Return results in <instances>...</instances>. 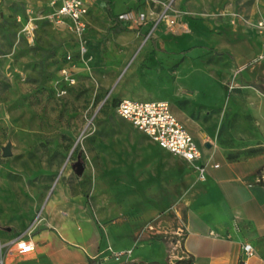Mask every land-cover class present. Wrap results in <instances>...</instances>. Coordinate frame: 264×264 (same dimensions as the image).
<instances>
[{"label":"rangeland","instance_id":"obj_1","mask_svg":"<svg viewBox=\"0 0 264 264\" xmlns=\"http://www.w3.org/2000/svg\"><path fill=\"white\" fill-rule=\"evenodd\" d=\"M124 3L135 12L165 10L186 29L160 24L147 36V24L141 32V26L118 27L100 10L81 57L76 38L43 15L45 0H0V228L20 236L42 212L39 228L57 201L113 243L128 230L135 239L148 234L161 254L152 264H188L180 246L182 197L202 180L192 163L159 148L115 107L121 97L164 99L210 145L259 141L264 37L252 38L256 50L240 65L218 46L220 36L213 46L184 44L180 51H159L153 40L160 47L186 34L191 23L218 22L227 11L262 17L264 0ZM26 23L32 33L23 30ZM219 29L222 36L232 27ZM65 66L71 84L62 77ZM8 143L11 153L4 157ZM77 158L84 164L80 175L71 167ZM14 249L19 252L16 243Z\"/></svg>","mask_w":264,"mask_h":264},{"label":"crops","instance_id":"obj_2","mask_svg":"<svg viewBox=\"0 0 264 264\" xmlns=\"http://www.w3.org/2000/svg\"><path fill=\"white\" fill-rule=\"evenodd\" d=\"M86 1L89 7L85 16L86 40L90 21L100 10L104 11L113 25L128 27L123 22H114L108 16L104 0ZM44 9V14L49 11L46 0ZM128 10L133 9L124 0H114L115 16ZM246 17L255 21L260 16L248 14ZM221 19L218 22L213 19L211 24L204 21L191 23L186 34L168 40L160 47L153 40V45L159 51L166 47L180 51L184 44L191 43L210 47L213 46L215 38L220 36L218 46L234 55L240 65L256 50L252 38L264 37V32L259 33L254 27L240 22L231 25L227 16H222ZM179 22L184 23L183 20ZM28 24L24 28L31 30ZM222 24H227L232 29L221 36L219 28ZM58 27L73 36L65 25ZM143 29H146L145 25H141L140 32ZM154 32H159L158 27ZM235 32L241 34L239 39H235ZM190 49L192 48L187 50ZM122 98L139 101L164 100L131 97L120 99ZM170 108L179 119L171 105ZM183 125L185 126L184 123ZM187 130L190 132L188 128ZM192 130L198 133L197 138L190 132L200 148V161L211 158L219 166L207 167L205 178L193 184L182 197V253L188 258V264H241L243 260L245 264H264V135L250 145L230 146L218 140L210 145L201 138L199 131ZM56 203L54 201L52 204V215L30 236H17L11 231L3 232L0 228V255L3 256V264H87L91 257L105 255L108 245L115 250L132 248V258L128 264H152L155 258L161 256L156 252L157 244L149 239L148 234H140L135 239V235L133 237L128 230L113 243L110 234L109 237L103 235L90 222L80 223L77 219H72L67 209L60 208ZM23 240L30 241L33 248L17 252L14 244ZM244 243H250L254 248V254L249 258L244 255ZM21 245L20 242L19 246ZM4 248L6 252L3 253ZM101 263L116 264L111 258Z\"/></svg>","mask_w":264,"mask_h":264},{"label":"built area","instance_id":"obj_3","mask_svg":"<svg viewBox=\"0 0 264 264\" xmlns=\"http://www.w3.org/2000/svg\"><path fill=\"white\" fill-rule=\"evenodd\" d=\"M46 2L49 11L44 14L45 18L56 25H65L68 28L76 38L79 53L83 57L87 52L85 16L88 13V2L86 0H46ZM222 14L228 16L231 25L240 22L246 26L254 27L259 33L264 32V17L252 21L249 17L236 11H227ZM117 19L130 28L137 27L138 29V26L147 24L149 26L147 36L160 24H165L168 27L181 26L186 29L185 25H179L176 16H170L165 10L158 12L150 8L146 11L137 12L128 10L119 13ZM23 30L28 34L30 31L32 33V29L24 28ZM28 39L31 40L32 37L28 36ZM61 74L66 83H73L74 78L69 67H62ZM63 92L62 90L61 93ZM115 111L119 117L130 123L159 147L192 163L200 179L205 178L207 167L216 168L219 166L217 163L212 162L211 158L200 161V148L191 133L171 111L170 104L167 101H139L122 98L117 102ZM43 219L41 212H39L36 220L30 223L29 227L20 236H30ZM24 243L22 247H19V251L25 252L33 248L30 241H24ZM242 249L246 258L254 254V248L250 243H244ZM109 258L113 259L116 264H128L132 258V248L115 250L108 245L105 255L101 257L93 256L87 264H102V261H107ZM0 264H3L2 255H0ZM241 264H245V261L243 260Z\"/></svg>","mask_w":264,"mask_h":264},{"label":"water","instance_id":"obj_4","mask_svg":"<svg viewBox=\"0 0 264 264\" xmlns=\"http://www.w3.org/2000/svg\"><path fill=\"white\" fill-rule=\"evenodd\" d=\"M11 153V148H10V144H6L3 149H2V155L4 157L6 156H9ZM71 167L72 169L74 170V172L77 174V175H80L83 171V168H84V164L82 162V160L80 158H77L76 161L72 162L71 163Z\"/></svg>","mask_w":264,"mask_h":264},{"label":"trees","instance_id":"obj_5","mask_svg":"<svg viewBox=\"0 0 264 264\" xmlns=\"http://www.w3.org/2000/svg\"><path fill=\"white\" fill-rule=\"evenodd\" d=\"M106 2L105 10L107 11L108 16L116 23H118L117 16L113 12V2L114 0H104Z\"/></svg>","mask_w":264,"mask_h":264},{"label":"bare ground","instance_id":"obj_6","mask_svg":"<svg viewBox=\"0 0 264 264\" xmlns=\"http://www.w3.org/2000/svg\"><path fill=\"white\" fill-rule=\"evenodd\" d=\"M20 242L22 243L21 246H19ZM24 244H25L24 241H19V242L17 243V246H18V247H22Z\"/></svg>","mask_w":264,"mask_h":264}]
</instances>
